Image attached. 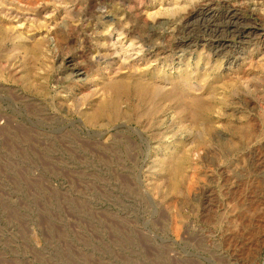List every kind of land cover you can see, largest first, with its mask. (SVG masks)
<instances>
[{"label": "rangeland", "instance_id": "1", "mask_svg": "<svg viewBox=\"0 0 264 264\" xmlns=\"http://www.w3.org/2000/svg\"><path fill=\"white\" fill-rule=\"evenodd\" d=\"M0 264H264V0H0Z\"/></svg>", "mask_w": 264, "mask_h": 264}, {"label": "bare ground", "instance_id": "2", "mask_svg": "<svg viewBox=\"0 0 264 264\" xmlns=\"http://www.w3.org/2000/svg\"><path fill=\"white\" fill-rule=\"evenodd\" d=\"M116 87H120L121 85H120V83H117L116 85H115ZM114 101H112V103H113ZM110 103V102H109ZM117 103V102H116ZM111 104V103H110ZM114 104V103H113ZM107 105H109L108 103H107ZM107 105H104L103 107H101L100 109L101 110H105V108L107 107ZM111 106H113L112 104H111Z\"/></svg>", "mask_w": 264, "mask_h": 264}]
</instances>
